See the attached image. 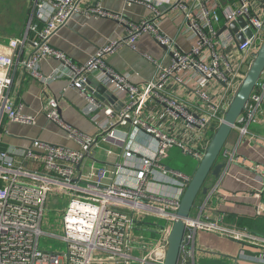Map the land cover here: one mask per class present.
Returning <instances> with one entry per match:
<instances>
[{
  "label": "built area",
  "instance_id": "obj_1",
  "mask_svg": "<svg viewBox=\"0 0 264 264\" xmlns=\"http://www.w3.org/2000/svg\"><path fill=\"white\" fill-rule=\"evenodd\" d=\"M212 1L216 6L210 11L205 0H128L129 5L147 4L158 17L163 5L180 9L197 38L196 46L189 52L172 50V64L159 67L155 82L136 85L127 74L111 69L105 57L121 46H134L142 33H150L169 49L172 42L160 30L157 20L129 24L132 29L129 38L110 42L87 63L78 65L54 48L51 38L75 14L122 19L104 11L100 4L83 9V0H34L25 35L14 42L10 51L0 50V264H165L169 236L179 219L181 199L192 176L171 170L163 163L174 148L200 163L213 129L215 133L223 122L254 54L264 42V0ZM196 5L203 8L202 20L193 12L191 6ZM240 19L246 26L232 35L229 26ZM223 28L227 30L221 33ZM247 31L252 32V37ZM237 35H243L246 42L240 43ZM234 49L240 57L233 55ZM47 59L61 62L64 69L44 76L42 62ZM13 70L43 87H50L58 80L69 81L72 89L86 97L88 106L83 114L91 120L97 133L84 135L66 124L59 112V101L47 98L41 115L78 147L35 139L25 148L1 149L9 124L37 125V117L25 114L23 105L13 97ZM188 70L198 71L224 85V100L213 101L207 92L195 90L201 105L191 111L167 96L171 85H184L180 73ZM91 77L111 92L116 98L114 103L98 99L96 89L89 91ZM263 101L264 72L236 125L241 124L242 136L249 135L248 125L256 122ZM149 103L166 106L168 113L176 120L183 119L187 128H200L207 135L208 143L190 148L151 126L144 117ZM204 106L208 107L206 111L201 110ZM130 124L152 134L158 141L151 157L137 159L135 151L127 148L129 136L121 129ZM100 142L122 148L120 153L108 150L109 156L117 158L113 167L97 162L87 164L86 160ZM261 172L257 180L264 193V171ZM216 190L214 185L206 196L201 194L185 221L178 264H196V241L200 233L218 235L240 244L238 261L264 264V236L248 227L226 225L225 215H219L211 202ZM62 200L67 205L59 228L47 216ZM257 211L264 216V203L258 205ZM56 228L63 234L54 231ZM42 238L49 239L50 245L54 240L63 248L47 249L41 245Z\"/></svg>",
  "mask_w": 264,
  "mask_h": 264
},
{
  "label": "crops",
  "instance_id": "obj_2",
  "mask_svg": "<svg viewBox=\"0 0 264 264\" xmlns=\"http://www.w3.org/2000/svg\"><path fill=\"white\" fill-rule=\"evenodd\" d=\"M96 4H100L104 11L119 16L122 21L89 18L83 14H75L69 23L50 40L54 48L64 52L75 64L87 63L110 42L129 38L132 32L129 24H137L144 20H157L160 30L172 42L168 51H165L150 33H142L134 46H121L105 57L111 69L120 74H127L133 84L145 85L155 82L159 67H169L172 64L174 48L189 52L197 44L196 34L188 18L180 9L163 5L160 10L162 14L158 17L156 11L147 4L129 5L128 0H83L82 8L87 9ZM205 4L210 11L216 6L212 0H205ZM191 7L202 20L203 8L197 5ZM23 8H25L24 27L16 34L14 40L11 39L13 37L7 40V37L1 34L0 50L10 51L14 42L25 35L26 26L34 10V0H27ZM21 13L22 9L19 15L20 21H22ZM233 55L236 58L240 57L236 49L233 50ZM63 69V64L59 61L47 59L42 62L44 76ZM98 73L99 71L96 72ZM180 75L184 78V85L173 84L166 94L183 108L192 111L201 105L195 90L207 92L213 101L224 100L225 87L216 80H209L195 70L181 72ZM12 80L13 97L18 104L23 105L25 114L37 117V125L9 124L7 133L3 136L1 149L25 148L35 139L69 148L78 147L74 141L68 140L66 134L56 125L41 115L47 98H56L59 101V112L66 124L84 135L92 136L97 133L91 120L83 114V110L88 106L86 97L72 89L66 79L58 80L50 87H43L21 72L13 70ZM207 109V106L201 108L202 111ZM144 117L151 126L171 137L178 138L190 148L203 147L208 143L207 135L200 128H187L184 120L181 118L176 120L168 113L164 105L149 103ZM240 126L241 124L234 128L225 145V154L222 155L219 163L227 162L228 165L223 169L220 179L210 176L205 186L208 189L214 185L217 186V190L212 194L211 202L216 206L219 215H225L226 225L238 228L248 227L264 236V216L259 215L257 211L258 205L264 203L263 186L257 180L262 173L261 170L264 171V101L256 122L248 125L249 135L242 136ZM121 132L129 136L127 148L135 151L137 159L151 157L156 151L158 141L152 134L136 125L130 124L122 128ZM111 149L115 153L122 152V148L100 142L92 151L90 158L86 160L87 164L97 162L99 165L113 167L117 158L108 155V150ZM175 149L179 150V148L171 150L163 164L171 170L180 171L170 167ZM182 173L190 176L187 172ZM244 222L246 226L241 225ZM196 246V264H248L238 261L242 250L241 245L224 237L200 233Z\"/></svg>",
  "mask_w": 264,
  "mask_h": 264
},
{
  "label": "water",
  "instance_id": "obj_3",
  "mask_svg": "<svg viewBox=\"0 0 264 264\" xmlns=\"http://www.w3.org/2000/svg\"><path fill=\"white\" fill-rule=\"evenodd\" d=\"M245 26V21L240 19L237 23H232L229 26L228 31L232 35H235L239 32L241 27L243 28ZM226 30L227 28H223L221 33ZM246 33L249 37H252L251 31H247ZM237 40L240 43L246 42L243 35H237ZM159 45L165 51H168L166 46H162L160 43ZM253 58V62L239 91L232 99L223 122L213 134V137L206 149V153L192 175V180L181 199L178 212L179 219L174 223L169 236L165 264H178L186 229L185 221L188 219L198 196L200 194H208L209 189L205 186L207 179L212 176L219 180L223 169H225L228 165L227 162L219 163V158L224 154L225 145L232 131L236 127L239 118L246 110V105L248 104L251 95L264 72V42L258 52L254 54ZM88 85L90 92L96 89V96L98 99H107L111 103L115 102L116 98L111 94V92L106 90L97 79L91 77L88 81ZM119 104L121 107L124 106L122 103Z\"/></svg>",
  "mask_w": 264,
  "mask_h": 264
},
{
  "label": "rangeland",
  "instance_id": "obj_4",
  "mask_svg": "<svg viewBox=\"0 0 264 264\" xmlns=\"http://www.w3.org/2000/svg\"><path fill=\"white\" fill-rule=\"evenodd\" d=\"M26 1L27 0H0V35L2 34L4 37L6 36L7 40H9L10 37H13L11 39L14 40L16 34L19 33V31L24 27L25 22L23 20H24L25 8L23 7ZM21 9H22V13H21L22 21H20L19 19ZM220 160H222V155L219 158V161ZM171 162H172V164H170L171 168L178 169L182 172H187V174H190V176L194 174L199 164V161H197L195 158L185 155L181 150L178 149H175L174 153L172 154ZM200 195L198 196L197 199L200 198ZM66 205L67 202L62 200L59 205H55V208L52 209L53 210L52 212H49L47 219L51 222V224L54 227L61 228V220L63 219L62 212L66 207ZM51 207H54L53 202ZM59 228H56L54 231H58ZM58 233L63 234L61 230H59ZM51 244L52 245L49 244V239L42 238L41 245L42 246L44 245V247H46L47 249L61 250L63 248L62 245H59L57 242H54V240H52Z\"/></svg>",
  "mask_w": 264,
  "mask_h": 264
},
{
  "label": "trees",
  "instance_id": "obj_5",
  "mask_svg": "<svg viewBox=\"0 0 264 264\" xmlns=\"http://www.w3.org/2000/svg\"><path fill=\"white\" fill-rule=\"evenodd\" d=\"M211 137H213V136H211ZM241 225H242V226H246V223L244 222V223H242Z\"/></svg>",
  "mask_w": 264,
  "mask_h": 264
}]
</instances>
